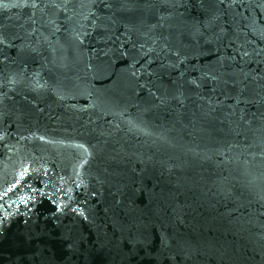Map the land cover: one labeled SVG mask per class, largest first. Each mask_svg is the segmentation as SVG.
I'll return each mask as SVG.
<instances>
[{"label": "water", "instance_id": "1", "mask_svg": "<svg viewBox=\"0 0 264 264\" xmlns=\"http://www.w3.org/2000/svg\"><path fill=\"white\" fill-rule=\"evenodd\" d=\"M0 264H264V0H0Z\"/></svg>", "mask_w": 264, "mask_h": 264}]
</instances>
